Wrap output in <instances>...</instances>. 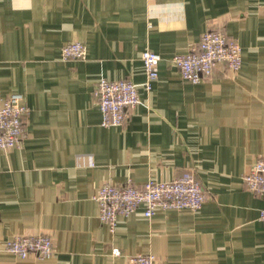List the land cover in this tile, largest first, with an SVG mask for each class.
<instances>
[{
  "label": "crops",
  "instance_id": "crops-1",
  "mask_svg": "<svg viewBox=\"0 0 264 264\" xmlns=\"http://www.w3.org/2000/svg\"><path fill=\"white\" fill-rule=\"evenodd\" d=\"M241 47V67L183 79L169 59L207 30ZM80 41L83 59L63 60ZM158 54L148 91L141 54ZM137 85L140 103L103 127L100 78ZM21 93L29 112L18 147L0 150V264H264V195L242 177L264 156V0H0V98ZM186 172L198 211L140 207L112 233L94 200L104 183L141 186ZM48 234V259L3 250L15 235ZM118 248L120 254L112 255Z\"/></svg>",
  "mask_w": 264,
  "mask_h": 264
},
{
  "label": "built area",
  "instance_id": "built-area-1",
  "mask_svg": "<svg viewBox=\"0 0 264 264\" xmlns=\"http://www.w3.org/2000/svg\"><path fill=\"white\" fill-rule=\"evenodd\" d=\"M86 46L80 41L64 44L61 48L63 60L83 59ZM145 72V81L141 84L150 90L152 81L157 78L158 54L145 50L141 54ZM179 75L193 83L212 76L214 68L222 64L232 73L241 67V47L235 39L218 30H207L195 44L190 45L185 54H177L169 59ZM93 96L101 113L103 127L120 126L125 119L126 109H132L140 103L137 85L128 80H108L100 78L93 89ZM29 108L21 93H10L0 98V150L18 147L24 136V119ZM246 188L258 195H264V156L258 157L242 177ZM98 207V218L110 232L117 226L118 216L127 217L138 208L150 218L160 208L187 209L198 211L205 200L202 188L192 172L169 181L148 180L138 186L132 181L122 185L102 184L94 195ZM264 225V209L259 212ZM3 250L25 259H48L54 253L53 239L48 234L15 235L6 241ZM120 254L118 248L112 249V255ZM126 264H156L153 254H136L128 257Z\"/></svg>",
  "mask_w": 264,
  "mask_h": 264
}]
</instances>
